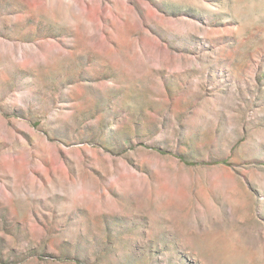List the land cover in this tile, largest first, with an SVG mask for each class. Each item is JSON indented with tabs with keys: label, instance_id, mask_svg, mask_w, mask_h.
<instances>
[{
	"label": "rangeland",
	"instance_id": "obj_1",
	"mask_svg": "<svg viewBox=\"0 0 264 264\" xmlns=\"http://www.w3.org/2000/svg\"><path fill=\"white\" fill-rule=\"evenodd\" d=\"M0 264H264V0H0Z\"/></svg>",
	"mask_w": 264,
	"mask_h": 264
}]
</instances>
